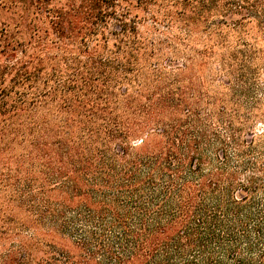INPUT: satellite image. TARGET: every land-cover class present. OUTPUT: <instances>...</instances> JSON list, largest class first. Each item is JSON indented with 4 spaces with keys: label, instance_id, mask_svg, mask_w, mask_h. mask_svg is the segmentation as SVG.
I'll list each match as a JSON object with an SVG mask.
<instances>
[{
    "label": "trees",
    "instance_id": "obj_1",
    "mask_svg": "<svg viewBox=\"0 0 264 264\" xmlns=\"http://www.w3.org/2000/svg\"><path fill=\"white\" fill-rule=\"evenodd\" d=\"M31 4L0 33V264H264V2Z\"/></svg>",
    "mask_w": 264,
    "mask_h": 264
},
{
    "label": "rangeland",
    "instance_id": "obj_2",
    "mask_svg": "<svg viewBox=\"0 0 264 264\" xmlns=\"http://www.w3.org/2000/svg\"><path fill=\"white\" fill-rule=\"evenodd\" d=\"M36 0H0V33L2 30L8 33L9 36L14 33L15 25L20 21L23 16L30 18L33 13V6ZM264 2V0H251ZM23 35V34H22ZM27 35L24 34L23 38ZM262 46V45H261ZM264 47V45H263ZM2 57L0 56V63ZM261 129L262 127H257Z\"/></svg>",
    "mask_w": 264,
    "mask_h": 264
}]
</instances>
